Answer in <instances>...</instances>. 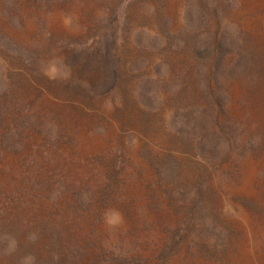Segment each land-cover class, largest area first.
Returning a JSON list of instances; mask_svg holds the SVG:
<instances>
[{"label": "rangeland", "instance_id": "1", "mask_svg": "<svg viewBox=\"0 0 264 264\" xmlns=\"http://www.w3.org/2000/svg\"><path fill=\"white\" fill-rule=\"evenodd\" d=\"M0 264H264V0H0Z\"/></svg>", "mask_w": 264, "mask_h": 264}, {"label": "bare ground", "instance_id": "2", "mask_svg": "<svg viewBox=\"0 0 264 264\" xmlns=\"http://www.w3.org/2000/svg\"><path fill=\"white\" fill-rule=\"evenodd\" d=\"M254 1V0H253ZM259 2V1H258ZM251 3V2H250ZM262 3V2H261ZM252 5V4H251ZM261 5V4H260ZM254 6V5H253ZM254 170V169H253ZM245 174V173H244ZM251 181H252V174L251 175H246L245 178H244V181H243V184H242V187H243V190L244 188H247L249 189V185L251 184ZM241 182V181H240ZM238 187V186H236ZM240 187V186H239ZM251 189V188H250ZM253 191V190H252Z\"/></svg>", "mask_w": 264, "mask_h": 264}]
</instances>
